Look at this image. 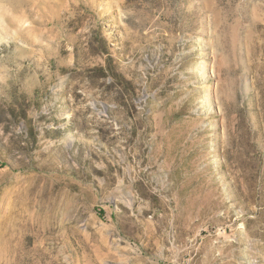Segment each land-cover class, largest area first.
<instances>
[{"label": "rangeland", "instance_id": "374dc122", "mask_svg": "<svg viewBox=\"0 0 264 264\" xmlns=\"http://www.w3.org/2000/svg\"><path fill=\"white\" fill-rule=\"evenodd\" d=\"M34 2L60 40L0 47V264H264V0Z\"/></svg>", "mask_w": 264, "mask_h": 264}, {"label": "clouds", "instance_id": "9594fccd", "mask_svg": "<svg viewBox=\"0 0 264 264\" xmlns=\"http://www.w3.org/2000/svg\"><path fill=\"white\" fill-rule=\"evenodd\" d=\"M50 15L34 0H0V47L12 48L17 59L39 65L41 49H53L60 40L58 33L43 27Z\"/></svg>", "mask_w": 264, "mask_h": 264}]
</instances>
